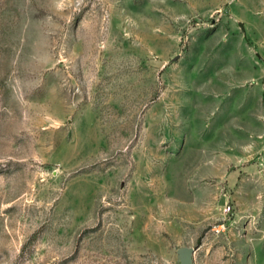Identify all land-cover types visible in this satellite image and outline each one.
Wrapping results in <instances>:
<instances>
[{
  "label": "rangeland",
  "instance_id": "obj_1",
  "mask_svg": "<svg viewBox=\"0 0 264 264\" xmlns=\"http://www.w3.org/2000/svg\"><path fill=\"white\" fill-rule=\"evenodd\" d=\"M180 246L264 264V0H0V264Z\"/></svg>",
  "mask_w": 264,
  "mask_h": 264
},
{
  "label": "water",
  "instance_id": "obj_2",
  "mask_svg": "<svg viewBox=\"0 0 264 264\" xmlns=\"http://www.w3.org/2000/svg\"><path fill=\"white\" fill-rule=\"evenodd\" d=\"M195 247L180 246L176 248V264H194Z\"/></svg>",
  "mask_w": 264,
  "mask_h": 264
},
{
  "label": "built area",
  "instance_id": "obj_3",
  "mask_svg": "<svg viewBox=\"0 0 264 264\" xmlns=\"http://www.w3.org/2000/svg\"><path fill=\"white\" fill-rule=\"evenodd\" d=\"M231 209V206L230 205H228L227 206V208H226V210H230Z\"/></svg>",
  "mask_w": 264,
  "mask_h": 264
}]
</instances>
